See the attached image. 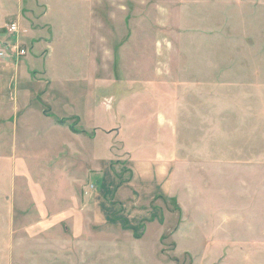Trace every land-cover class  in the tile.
<instances>
[{"label": "rangeland", "instance_id": "1", "mask_svg": "<svg viewBox=\"0 0 264 264\" xmlns=\"http://www.w3.org/2000/svg\"><path fill=\"white\" fill-rule=\"evenodd\" d=\"M0 5V264H264V0Z\"/></svg>", "mask_w": 264, "mask_h": 264}, {"label": "crops", "instance_id": "2", "mask_svg": "<svg viewBox=\"0 0 264 264\" xmlns=\"http://www.w3.org/2000/svg\"><path fill=\"white\" fill-rule=\"evenodd\" d=\"M0 7H1V5H0ZM11 14H13V13L11 12L9 14V12L4 11V13L0 17V39L5 40V43H7L9 38L4 35L5 33H2L1 27L5 24L6 19H8L9 16H11ZM19 25H20V23H19ZM20 27H21V25L19 26V29H20ZM21 30L23 32L28 31V29H25V28H23ZM16 55L18 56L17 58H16ZM16 55L13 54V56H11V57H9V56L0 57V104L15 101V98L17 99V97L19 96L18 90L21 89L19 82L21 80H25V79H28L30 77L29 68L27 67L28 66L27 64L32 62V57L30 58V62H26L27 60L23 59V58H25L26 54L25 55L24 54L19 55L16 52ZM15 104L16 105L18 104L17 101H15ZM132 162H136V161H132ZM138 162H139V164H137V166H136L137 167L136 174L139 173L138 176H139V178H141L142 175L140 172L142 171L143 176H146L145 172L147 171V174H148V170H144L145 168L142 167L141 162L140 161H138ZM145 164L143 166H146V168L148 166H150V167L152 166L151 164H148V163H147V165H145ZM131 170H132V168H131ZM79 181L82 183L83 179H80ZM135 184H138L137 180L135 181ZM131 186H132V183H131ZM85 190H86V193L90 192V195L93 193V187L88 188V186H87V189H85ZM96 194L97 193L95 191V195ZM93 204L94 205H93V208L91 207L92 208L91 210L95 209L101 213V211H99V209L95 205V203H93ZM94 222H97V220Z\"/></svg>", "mask_w": 264, "mask_h": 264}, {"label": "built area", "instance_id": "3", "mask_svg": "<svg viewBox=\"0 0 264 264\" xmlns=\"http://www.w3.org/2000/svg\"><path fill=\"white\" fill-rule=\"evenodd\" d=\"M9 31H15V32L18 31V26L16 24H12L9 27ZM4 46L5 48L8 47L6 44ZM14 49H15V52H17L19 55H23L26 52V49L24 47H20L18 44L14 47ZM3 54H4L3 50H0V56H2Z\"/></svg>", "mask_w": 264, "mask_h": 264}]
</instances>
